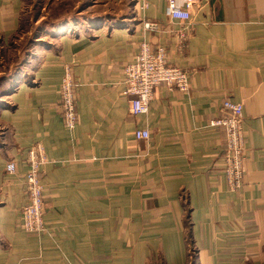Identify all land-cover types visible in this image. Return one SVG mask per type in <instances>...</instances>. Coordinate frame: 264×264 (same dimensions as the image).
<instances>
[{
  "label": "crops",
  "instance_id": "0c3cea01",
  "mask_svg": "<svg viewBox=\"0 0 264 264\" xmlns=\"http://www.w3.org/2000/svg\"><path fill=\"white\" fill-rule=\"evenodd\" d=\"M26 1L0 0L1 47L19 31ZM166 8L74 0L52 12L50 40L0 85V264H264V0H201L189 22ZM143 41L166 46L190 88L162 83L136 115L125 68ZM67 65L78 83L74 128L61 106ZM228 98L245 110L246 174L235 191L223 172L224 130L210 124ZM145 128L150 138L137 139ZM38 142L42 234L21 227L25 158Z\"/></svg>",
  "mask_w": 264,
  "mask_h": 264
},
{
  "label": "built area",
  "instance_id": "2783aa9c",
  "mask_svg": "<svg viewBox=\"0 0 264 264\" xmlns=\"http://www.w3.org/2000/svg\"><path fill=\"white\" fill-rule=\"evenodd\" d=\"M167 14L174 19L190 21L192 8L201 0H185L183 7L177 0H165ZM144 3L142 8L147 7ZM146 29L156 30L157 22L146 20ZM124 94L131 96L132 113L146 114L154 97L156 86L165 84L180 91L190 88L189 73L170 63L168 50L164 45L153 47L143 41L133 63L125 68ZM61 106L63 120L68 128H74L79 121L78 116V83L75 80L71 66H65L61 83ZM244 104L231 99L223 101L221 115L210 122L214 127L224 130L226 143L223 149V172L231 190H239L244 184L246 174V136L244 130ZM137 139H149L148 129L135 131ZM26 163L29 168L25 174V189L27 202L21 210V227L25 232L42 234L47 230L45 222L44 186L42 184L43 165L46 162L45 146L38 142L28 148ZM9 173L16 171L15 162H9L6 167Z\"/></svg>",
  "mask_w": 264,
  "mask_h": 264
},
{
  "label": "rangeland",
  "instance_id": "374dc122",
  "mask_svg": "<svg viewBox=\"0 0 264 264\" xmlns=\"http://www.w3.org/2000/svg\"><path fill=\"white\" fill-rule=\"evenodd\" d=\"M74 5V0H68L62 3L50 5L44 0H27L24 11L22 13L21 25L17 34L12 38L9 44L0 46V60H3L5 69L1 74L0 85L11 79L19 69L26 65L33 55V47L44 45L50 40L48 32L52 22V12H58V8H63L64 12ZM49 13L47 18L39 21V17ZM9 63V66L8 64Z\"/></svg>",
  "mask_w": 264,
  "mask_h": 264
},
{
  "label": "trees",
  "instance_id": "16d2710c",
  "mask_svg": "<svg viewBox=\"0 0 264 264\" xmlns=\"http://www.w3.org/2000/svg\"><path fill=\"white\" fill-rule=\"evenodd\" d=\"M17 74V73H16ZM186 228L188 230V235L190 236L191 235V226L190 225H186Z\"/></svg>",
  "mask_w": 264,
  "mask_h": 264
}]
</instances>
